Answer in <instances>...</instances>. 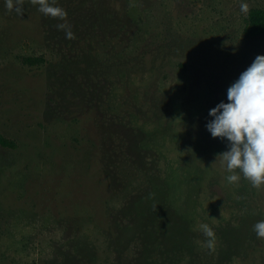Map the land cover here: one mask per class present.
Segmentation results:
<instances>
[{"label":"rangeland","instance_id":"1","mask_svg":"<svg viewBox=\"0 0 264 264\" xmlns=\"http://www.w3.org/2000/svg\"><path fill=\"white\" fill-rule=\"evenodd\" d=\"M48 2L0 0V264H264V185L228 183L205 127L264 0Z\"/></svg>","mask_w":264,"mask_h":264},{"label":"clouds","instance_id":"2","mask_svg":"<svg viewBox=\"0 0 264 264\" xmlns=\"http://www.w3.org/2000/svg\"><path fill=\"white\" fill-rule=\"evenodd\" d=\"M6 7L13 10V0H5ZM39 5V11L46 16H66L65 11L53 6L48 0H32ZM15 11L19 14V0H16ZM239 11L247 13L249 4L241 0ZM65 30L68 39L73 33L65 24L57 25ZM211 118L205 124L213 138H221L227 142V150L218 154L226 168L228 183H236L240 174L248 180L252 187L264 185V55H257L253 62L240 73L226 91V102L221 101L209 109ZM238 170V171H237ZM200 230L209 250H214L215 237L208 224H201ZM257 238H264V220L257 221L253 226Z\"/></svg>","mask_w":264,"mask_h":264},{"label":"trees","instance_id":"3","mask_svg":"<svg viewBox=\"0 0 264 264\" xmlns=\"http://www.w3.org/2000/svg\"><path fill=\"white\" fill-rule=\"evenodd\" d=\"M264 35V9H251L246 19V26L244 28L245 39H256ZM22 62L28 66H37L44 62L43 58H23ZM1 146L5 148H15L14 143L0 138Z\"/></svg>","mask_w":264,"mask_h":264}]
</instances>
